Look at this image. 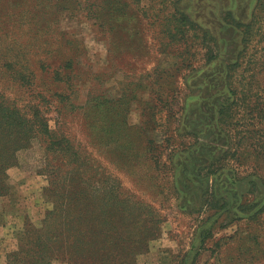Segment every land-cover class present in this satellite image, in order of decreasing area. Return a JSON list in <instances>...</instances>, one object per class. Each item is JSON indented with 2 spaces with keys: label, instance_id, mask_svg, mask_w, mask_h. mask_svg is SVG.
<instances>
[{
  "label": "rangeland",
  "instance_id": "rangeland-1",
  "mask_svg": "<svg viewBox=\"0 0 264 264\" xmlns=\"http://www.w3.org/2000/svg\"><path fill=\"white\" fill-rule=\"evenodd\" d=\"M27 1L62 5L52 31L102 77L83 75L79 102L91 90L123 99L133 148L106 154L84 118L49 111L78 155L47 163L34 135L0 160V264H264V215L251 220L257 208L247 207L264 200V0H125L134 19L117 53L115 32L83 9L102 0ZM17 5L0 0V54L15 50ZM229 103L238 114L219 115ZM13 129L0 114V148ZM77 169L88 183L76 181L79 194ZM214 186L223 210L207 207Z\"/></svg>",
  "mask_w": 264,
  "mask_h": 264
},
{
  "label": "trees",
  "instance_id": "trees-1",
  "mask_svg": "<svg viewBox=\"0 0 264 264\" xmlns=\"http://www.w3.org/2000/svg\"><path fill=\"white\" fill-rule=\"evenodd\" d=\"M16 1L18 14L16 13L15 18L18 20L15 27L18 31V40L13 45L15 50L7 46L0 54V80L5 88L3 89L5 93L0 92V114L7 120L9 127L16 125L17 129L11 132L14 137L8 143L10 148L7 150L0 148V160L2 158L8 160L9 157L6 156L8 151L16 152L18 149L15 148L16 145L19 147L26 145L29 142L27 139L34 135L42 139L46 149L47 163L64 165L67 158L70 160L78 155V151L70 148L74 144L72 138L62 134L60 123L56 130L49 127L45 115L53 109L61 116H64L63 112L66 111L67 117L84 118L86 137L93 148H98L109 155L113 153L111 148H120V146L127 149L133 148L132 143L125 137L129 128L126 115L129 108L125 103H121L123 99L114 98L105 91L91 90L88 92L85 103L79 102L76 89L83 75L94 78L95 82L102 77L95 78V74L85 72L81 67L80 59L77 58L80 48L73 44L66 46L61 43L59 36L52 31L51 22L54 16L62 11V5L35 3L32 6L27 0ZM83 7L87 16L96 20L100 28H108L111 33L115 32V38L118 37V40L114 41L113 38L110 45L111 52L114 49L115 53L121 51L123 48H121L122 44L119 45V42H123L121 36L124 38V35H129V21L134 19L125 0H102L101 5L91 3ZM251 26L252 24L245 25L246 28ZM26 37L28 40L25 42ZM44 75L50 78L46 79ZM7 91L20 94V100L14 99L9 102L5 98ZM20 104L25 105L24 109H20ZM225 111L238 114V108L232 107L231 103L223 105L218 114L222 116ZM145 141L148 148H157L155 142L148 137ZM160 164L161 162L156 160L158 169H161ZM78 169L73 177L74 181L70 184L72 192L79 190L76 182L79 179H83L82 183L88 185L87 180L80 176ZM213 169L209 171V174L217 178L222 169L217 171ZM6 176L5 167L0 164V180H4ZM234 177V181L242 183L241 188H246V183L248 186L251 184L256 186V182L247 181V177L244 179L239 176ZM261 182L264 185V181ZM2 187L4 184L0 182V191H3ZM77 194H79L78 191ZM222 201L218 199L216 186H214L207 197V207L209 210H223L227 203L225 199L224 202ZM263 202L264 200L259 199L256 204L247 205V207L257 208L251 220L259 219L264 215Z\"/></svg>",
  "mask_w": 264,
  "mask_h": 264
}]
</instances>
